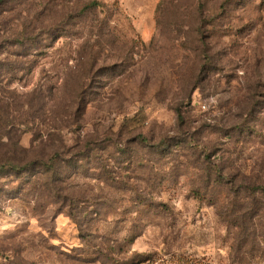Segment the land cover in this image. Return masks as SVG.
I'll list each match as a JSON object with an SVG mask.
<instances>
[{"label": "rangeland", "instance_id": "rangeland-1", "mask_svg": "<svg viewBox=\"0 0 264 264\" xmlns=\"http://www.w3.org/2000/svg\"><path fill=\"white\" fill-rule=\"evenodd\" d=\"M0 121L98 145L0 201V264H264V0H0Z\"/></svg>", "mask_w": 264, "mask_h": 264}, {"label": "trees", "instance_id": "trees-1", "mask_svg": "<svg viewBox=\"0 0 264 264\" xmlns=\"http://www.w3.org/2000/svg\"><path fill=\"white\" fill-rule=\"evenodd\" d=\"M9 126L0 121V201L19 193L22 198L41 197L46 192L56 200L73 198L71 193L64 195V185L71 183L81 169L76 161L78 157L93 154L97 142L93 138H84L80 151L66 161L61 160L57 152L47 158L39 155L32 157L20 143L21 133L15 131L14 125Z\"/></svg>", "mask_w": 264, "mask_h": 264}]
</instances>
